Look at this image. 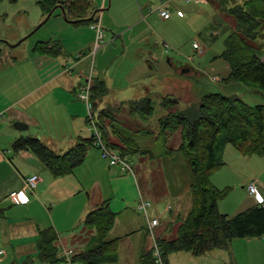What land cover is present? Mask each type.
Returning <instances> with one entry per match:
<instances>
[{"label": "rangeland", "instance_id": "rangeland-1", "mask_svg": "<svg viewBox=\"0 0 264 264\" xmlns=\"http://www.w3.org/2000/svg\"><path fill=\"white\" fill-rule=\"evenodd\" d=\"M93 1L95 3L96 0ZM98 1L99 3L103 2V0ZM164 2L166 0H107L108 15L111 22L115 18L117 24L121 26L124 23L120 21L123 14L129 12L130 16H134L138 12L141 18L145 15L155 20L151 26L157 32L167 31L169 25L162 23L160 15L156 12ZM176 2L182 4L181 8L186 13L185 20L181 25L167 32L171 36L168 45L159 39L156 55L149 58L150 62L145 66L136 64V61L132 62L134 52L128 50L123 57L113 55L114 46L112 45L104 49V75L109 72L111 79H113L115 69L122 58L128 69L135 67L132 71L134 77L142 76L146 68L151 70L150 83H154V85H151L150 88L155 107V113L152 117L145 119L140 118L141 115L132 116L130 113L131 106L116 105L113 99L120 93L118 91L120 83L117 80H111L109 94L105 98L108 108H113L111 112L116 116L119 127L124 129L127 134L131 133L130 136H136L140 149L143 151V154L136 153L127 159L131 161L132 168L136 172L144 200L147 199L146 201L151 203L148 210L149 220L139 210L141 198L137 183L134 184L130 180L123 179L121 187L116 185L118 188L115 186L112 188V183L109 181V170L114 167L110 165L109 161L103 159L104 173L95 174L98 161L89 154L87 162L92 164L94 170L92 171L84 165L76 171L87 180L88 191L85 196L90 195L92 210L107 199H111V204L115 209H123L121 212H117L114 229L108 238V240L121 238L118 264H138L141 254L153 248L155 241L149 231V221L158 220L159 222V225L154 229L156 239L160 236L173 238L178 227V223H175L176 220L185 218L192 206L189 169L184 156L177 151L181 144V133L176 132L165 143L162 137H158L161 132L160 120L172 115V113L175 115L179 111L184 112L196 106L204 96L213 93L237 96L252 106L264 104V95L252 92L239 83H225L231 69L228 62L219 58L225 51V41L235 31L236 27L234 19L224 9L234 7L236 3L242 4L244 0H220L218 9L212 2H204L203 0L198 3L191 0L192 3L190 4L183 3L182 0ZM62 4L65 6V3ZM165 8L172 10V12L175 11L168 4ZM44 19L43 10L38 0H0V40L7 42L0 41V49L6 48L8 53L6 57L2 55L4 58L1 64L4 67H12L11 62L16 60L18 64L16 63L13 68L19 66L24 69L27 68L29 57L32 55L35 46L52 37L51 31L55 17H52L46 25L27 38ZM96 19L94 17V23L89 26L94 30H96L94 27L100 26L102 32L96 30V46L86 69L89 79L98 78L95 74L97 67L102 65V54L98 55L97 65L96 54L101 47L103 49L107 46L105 43L108 38L104 40L103 36V39L99 40L98 37L103 35V32L106 36L113 33L111 29L108 30L106 25L102 28ZM174 21L175 18L169 24H173ZM114 41L115 39H112L111 42L114 43ZM194 43H197L199 48L195 49ZM16 44L19 45L15 46ZM259 44L262 48L261 56L264 61V33L260 36ZM59 55L63 57L64 53L61 51ZM5 59L9 62L6 63ZM185 69L189 71L183 73ZM10 78L17 80L16 77H11L8 74L4 77L2 75V80ZM146 78L147 76L139 79L142 82ZM214 78L218 81H215ZM86 81L87 78H84L83 86L88 84ZM162 81H166L170 86L166 99L175 101L174 105L167 109L161 97L162 93L155 91V89L158 90ZM137 86L142 87L141 85ZM80 88L78 99L85 105L84 125L91 137L94 135L92 122L89 120L87 102L80 97L82 92H80ZM90 103L94 112V120L97 122V114L92 103V89ZM87 117L89 122H87ZM106 120L108 121V119ZM106 123L108 124V122ZM15 129L12 128V130ZM26 133L36 135L34 129L27 130ZM114 136L111 134V139L117 141ZM96 150L102 156L100 148L96 147ZM116 152L117 155L121 156L119 151L116 150ZM223 159L226 165L214 173L212 181L221 189L226 187L231 189L230 195L219 201L220 212L235 216L258 202L256 196L249 192L248 186L252 180H257L258 183L261 180L264 181V158L244 156L233 145H228ZM134 171L125 174L132 176ZM99 183L101 186H98ZM251 183L257 185L256 181ZM258 189L264 195V189L260 187V184H258ZM57 213L55 217H57ZM54 264L71 263L65 260ZM167 264H264V238L235 239L230 244L229 249L218 248L201 256L177 252L170 255Z\"/></svg>", "mask_w": 264, "mask_h": 264}, {"label": "crops", "instance_id": "crops-1", "mask_svg": "<svg viewBox=\"0 0 264 264\" xmlns=\"http://www.w3.org/2000/svg\"><path fill=\"white\" fill-rule=\"evenodd\" d=\"M176 1L166 0L162 3L165 7L168 4L175 11L171 10L172 17L169 20L160 18L162 23L169 25L167 31L161 32H157L151 26L155 20L145 15L141 18L138 12L134 16H130L129 12L123 14L120 21L124 23L120 26L115 18L111 22L107 0H103L102 3L98 0L95 3L91 1L92 12L96 13L95 18L99 21L98 23L102 28L106 25L108 30L113 31L110 36H106L103 32L104 40L108 38V41L105 43L107 46L103 49L101 47L96 54V65L100 53L102 54V65L97 67L95 75L106 82L109 90L111 80H117L120 83L118 88L120 93L113 99L117 106L130 107L132 101L142 98L152 99L150 86L154 83H150L151 70L144 69L140 77L147 76V78L141 82L140 77H134L132 73L135 67L128 69L123 58L115 69L113 79L109 72L104 75V49L112 45L114 46L113 55L123 57L128 50L134 52L132 62L136 61V64L145 66L150 62L149 58L156 55L159 39L168 45L171 36L167 32L178 27L185 20L186 13L181 8L182 4H177ZM182 1L187 4L193 2ZM203 1L212 2L216 9L221 3L220 0ZM112 4L114 5V2ZM179 12L183 13L182 17L179 16ZM52 17H55L51 31L52 37L45 42L59 43L64 53L63 57L59 54L51 56L36 53L33 49L27 68L20 66L13 68L16 63L18 64L16 60L11 62L12 67L6 68L1 62L3 56L6 57L8 53L6 48L0 49V207L5 210L4 217L0 218L2 264H40L36 260L28 263L29 259H35L39 254L37 242L40 229L55 228L60 236V253L62 249L71 251L72 259L88 249L90 239L94 234L91 228L85 226L86 216L92 211L91 197L90 195L85 196L88 191L87 180L76 171L84 165L94 170L92 164L87 162L90 154L98 161L95 174L104 173V160L96 147L89 151L82 166L72 174L59 178L54 177L32 151L17 150L14 147L19 139L36 137L53 152L61 155L75 147L80 138H90L84 125L86 109L83 102L78 99V90L83 87L84 78H87V83L94 79L87 77L86 69L96 46V30L86 24L76 25L67 21L60 9L56 10ZM174 18V23L169 24ZM112 39H115L114 43L111 42ZM5 62L9 61L5 59ZM187 72L183 70V73ZM6 74L16 77L17 80H11V78L2 80V75L4 77ZM169 89L170 86L166 81L161 82L158 90L155 89L162 93L163 103L167 100ZM107 107L105 100L101 102L95 110L97 116ZM16 122L24 123L27 129L20 131L14 128L15 130H12ZM31 129L36 131V135L26 133ZM113 167L109 170V181L112 183V188L116 185L121 187L122 180L127 179L134 184L137 183L140 198L145 199L134 169L132 176H129L125 174L128 172L121 167ZM105 169L107 171L106 166ZM34 175H38L41 181L34 192L27 191L29 202L22 203L17 198V194L24 189L26 180ZM253 181L257 182V187L260 184V187L264 189V181L261 180L258 183L259 181L252 180L249 184ZM98 186L101 184L99 183ZM134 188L136 189L135 185ZM187 192L189 193V190ZM259 193L262 194L261 191ZM261 196L264 198L263 194ZM110 208L116 212H114L116 218L117 212L123 210L115 209L111 201ZM56 213L57 217H55ZM116 239L121 241V238Z\"/></svg>", "mask_w": 264, "mask_h": 264}, {"label": "trees", "instance_id": "trees-1", "mask_svg": "<svg viewBox=\"0 0 264 264\" xmlns=\"http://www.w3.org/2000/svg\"><path fill=\"white\" fill-rule=\"evenodd\" d=\"M91 1L40 0L38 3L45 18L55 7L65 3L67 21L90 25L94 23V20H89L93 15ZM224 11L236 25L235 31L225 41L224 53L219 57L228 62L231 69L225 83H239L252 92L264 95V61L259 44L264 33V0H244L242 4L236 3ZM61 51L60 44L51 41L39 43L34 48L36 53L51 56H57ZM92 82L95 111L109 94V88L99 78ZM164 105L167 109L174 102L167 99ZM130 106L132 116L141 115L140 118L148 119L155 113L151 98L132 101ZM111 109L107 107L97 116V125L105 144L125 158L136 153L143 154L138 138L119 127ZM160 122L158 137H162L165 143L176 132L181 133L177 151L182 153L187 163L192 196V206L186 217L175 222L178 223L176 235L173 238H157L164 264L168 263L170 255L177 252L201 256L214 249H229L235 239L264 238V203H257L235 216L222 214L219 201L229 196L231 189H221L212 181L214 173L226 165L223 156L228 145H233L244 156L264 158V104L252 106L237 96L213 93L204 96L196 106L175 115L172 113ZM111 134L117 141L111 139ZM14 147L32 151L56 178L72 174L84 164L92 148H99L94 135L80 138L75 147L61 155L36 137L19 139ZM4 212L0 207V218L4 217ZM115 219L110 200L103 201L86 216L85 226L91 228L94 234L88 249L73 257L75 264H118L120 239L108 240ZM37 245L39 254L35 259H29L28 263L35 260L40 264L65 261L59 257L60 236L55 228L40 229ZM138 264H158L154 247L141 254Z\"/></svg>", "mask_w": 264, "mask_h": 264}, {"label": "built area", "instance_id": "built-area-1", "mask_svg": "<svg viewBox=\"0 0 264 264\" xmlns=\"http://www.w3.org/2000/svg\"><path fill=\"white\" fill-rule=\"evenodd\" d=\"M39 1V0H38ZM191 0H187V2H190ZM196 2H201V0H195ZM156 12L160 15V17L164 20H169L172 17V12L170 9L165 8L164 5L160 6ZM179 16H183L182 12L178 13ZM97 31H101L100 26L98 27H94ZM102 32V31H101ZM99 40L103 39V35L101 34V36L98 37ZM195 49L199 48V46L197 45V43L194 45ZM215 81H218L216 78H214ZM91 82L89 81L88 84L84 85L82 88H80V92H81V99L87 102L88 105V111H89V120L90 122H92V127H93V131H94V136L96 139V144L98 145V147L101 150L102 153V157L103 159H106L107 161H109L110 165L113 166H119L122 169H124L127 172H132L133 168H132V164L131 161L125 157L119 156L117 155L116 150L112 149L111 147L107 146L105 144V142L103 141V137L102 134L99 130V127L97 125V122H95L94 120V112L92 109V105L90 103V98H91ZM41 179L38 175H34L30 178H28L26 180V184L23 190H21L20 192H18L17 194V198L20 200V202L22 203H28L29 202V197L27 195V191L29 192H34L37 188L38 185L40 183ZM248 190L252 195H255L256 198L258 199V202L260 204L264 203V198L260 195L259 191H258V187L256 185V183H251L248 186ZM151 206L150 202L144 200L143 198H141L140 202H139V210L141 212H143L146 217L149 220V207ZM159 225L158 220H154V221H149V231L151 232L152 236L154 237V241H155V245L154 247V257L156 258V262L158 264H164V261L162 259V254L160 251V248L158 247L157 244V239L155 237L154 234V229ZM72 252L68 251L66 249H63L62 253H59V257L60 258H64L65 260L69 261L71 264H75L74 261L72 260ZM3 262V252H0V264H2Z\"/></svg>", "mask_w": 264, "mask_h": 264}, {"label": "water", "instance_id": "water-1", "mask_svg": "<svg viewBox=\"0 0 264 264\" xmlns=\"http://www.w3.org/2000/svg\"><path fill=\"white\" fill-rule=\"evenodd\" d=\"M58 9H60L61 11H62V13H63V15L65 16V17H67V10H66V8H65V6H64V4H60V5H58L57 7H55L50 13H49V15L35 28V30L31 33V34H29L28 36H27V38H29L30 36H32L33 34H35L40 28H42L44 25H46V23L51 19V17L53 16V14H54V12L56 11V10H58ZM95 14L96 13H94L93 14V16L91 17V18H89V20H93L94 19V17H95ZM96 21L98 22V20L96 19ZM27 38H25V39H27ZM0 41H2V42H5V43H7L6 41H3V40H0ZM17 45H19V44H16L15 46H17ZM187 71H189V70H184V72H187ZM14 128H16L17 130H20V131H23V130H26L27 129V126L24 124V123H22V122H16L15 124H14Z\"/></svg>", "mask_w": 264, "mask_h": 264}]
</instances>
